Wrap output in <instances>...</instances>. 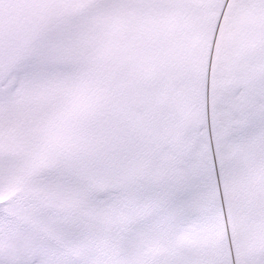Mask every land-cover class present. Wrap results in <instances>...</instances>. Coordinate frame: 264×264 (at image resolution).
Returning <instances> with one entry per match:
<instances>
[{
	"label": "snow or ice",
	"instance_id": "obj_1",
	"mask_svg": "<svg viewBox=\"0 0 264 264\" xmlns=\"http://www.w3.org/2000/svg\"><path fill=\"white\" fill-rule=\"evenodd\" d=\"M0 264H264V0H0Z\"/></svg>",
	"mask_w": 264,
	"mask_h": 264
}]
</instances>
